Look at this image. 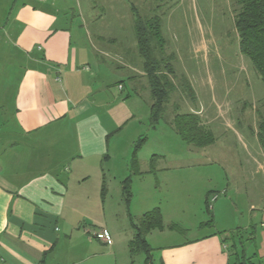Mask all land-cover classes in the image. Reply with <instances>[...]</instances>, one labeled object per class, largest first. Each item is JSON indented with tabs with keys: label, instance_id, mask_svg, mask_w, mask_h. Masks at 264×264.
I'll list each match as a JSON object with an SVG mask.
<instances>
[{
	"label": "crops",
	"instance_id": "crops-1",
	"mask_svg": "<svg viewBox=\"0 0 264 264\" xmlns=\"http://www.w3.org/2000/svg\"><path fill=\"white\" fill-rule=\"evenodd\" d=\"M58 5L0 0V264H134L130 215L140 216L118 213L123 227L114 228L107 208L109 190L122 189L129 170L120 175L106 164L112 135L135 113L127 105L130 94L125 100L118 93L125 88L122 79L136 89L137 76L108 63L110 48L89 39L90 47L73 32V21ZM136 55L127 65L144 79ZM114 69L121 77L117 89L105 75ZM191 111L201 116V110ZM159 159L167 155L154 152L136 173L138 180L152 176L156 182L170 172ZM219 196L211 205L215 215L222 208ZM213 220L200 227H215ZM95 230L108 232L112 242L98 239ZM155 230L164 238L166 233L153 229L146 236L157 264H234L216 228L165 244L153 243Z\"/></svg>",
	"mask_w": 264,
	"mask_h": 264
},
{
	"label": "rangeland",
	"instance_id": "rangeland-1",
	"mask_svg": "<svg viewBox=\"0 0 264 264\" xmlns=\"http://www.w3.org/2000/svg\"><path fill=\"white\" fill-rule=\"evenodd\" d=\"M55 1L73 21V26L70 25L73 32L80 34L90 47L93 44L89 39L99 47L110 48L111 52L104 55L108 63L113 62L124 74L137 76L139 83L138 89H134L128 77H123L125 88L118 91L125 100L130 94L127 105L135 113L112 135V158L106 166L120 175L129 170L132 195L127 203L120 187L109 190L108 219L113 213V227H123L124 217L118 213L130 211L141 216L146 210L159 207L162 215L163 211L166 213L167 220L163 219L166 237L155 230L154 244L179 243L216 228L222 231L229 249L237 243L240 253L245 250L247 264H264V145L256 135L258 112L264 114V82L252 60L240 50L235 26L237 6L232 0ZM134 11L142 17L155 14L161 17L166 50L174 55L172 79L177 88L170 95L164 116L156 123L151 119L148 79L146 75L140 79L141 73L137 75L127 65L128 57L138 51ZM136 56L141 59L139 52ZM138 61L143 69L142 60ZM113 71L105 75L113 82L112 89H117L121 77L118 71ZM185 79L191 84L195 98L183 88ZM192 109L201 110V122L215 136L212 144L197 147L184 140L171 125L176 112ZM141 138L144 141L137 156L144 162L139 161V169L148 165L154 152L166 154L167 159H159V164L172 168L156 182L151 180L152 176L138 180L128 165ZM164 175H168L166 183H159ZM209 189L220 195L222 208L216 215L212 207L207 211L205 194ZM209 199L213 206L215 202ZM212 216L217 222L215 227H200L201 222ZM252 232L254 239H250ZM231 233L235 240L230 238ZM233 259L237 261L235 256ZM132 260L134 264H145V254L137 252Z\"/></svg>",
	"mask_w": 264,
	"mask_h": 264
},
{
	"label": "trees",
	"instance_id": "trees-1",
	"mask_svg": "<svg viewBox=\"0 0 264 264\" xmlns=\"http://www.w3.org/2000/svg\"><path fill=\"white\" fill-rule=\"evenodd\" d=\"M237 6L235 13V26L239 36L240 50L248 56L264 82V0H232ZM134 30L136 35L139 55L142 59V66L148 79L151 92V119L153 123L158 122L166 111V106L170 101L172 91L177 86L172 76L175 75L173 66L174 55L166 50V39L162 31V19L159 15L142 17L134 11ZM183 88L191 98H195V92L186 79L183 81ZM259 114V124L256 135L262 145H264V114ZM171 125L178 134L189 143L197 147H203L212 144L215 141L214 133L208 129L200 120L195 112L178 113L174 115ZM144 138H141L134 147L131 160V170L138 173L139 158L137 151L142 146ZM154 163H151V170H154ZM131 175L123 180V194L130 202L132 192L130 190ZM212 192L207 193L206 205L207 211L210 210V199ZM218 194V193H215ZM132 227L135 234L130 242V252L133 257L137 252L145 254V264H157L154 261L152 247L147 240V234L153 229H163V215L159 207L145 212L139 218L134 219L130 215ZM213 216L207 224H213ZM173 226V225H172ZM171 226V227H172ZM174 228V227H172ZM222 232H220L221 234ZM250 239H254V232L250 234ZM230 238L235 240V235L231 233ZM237 243L230 248V255L235 256L237 261L234 264H247L245 250L239 252ZM258 254V252H257ZM134 263V260H132ZM163 264V263H159Z\"/></svg>",
	"mask_w": 264,
	"mask_h": 264
},
{
	"label": "built area",
	"instance_id": "built-area-1",
	"mask_svg": "<svg viewBox=\"0 0 264 264\" xmlns=\"http://www.w3.org/2000/svg\"><path fill=\"white\" fill-rule=\"evenodd\" d=\"M218 196H219L218 194H214L211 199L215 200ZM94 234L98 239H101V240L105 241L106 243L110 244L112 242L110 234L104 230L95 231Z\"/></svg>",
	"mask_w": 264,
	"mask_h": 264
}]
</instances>
